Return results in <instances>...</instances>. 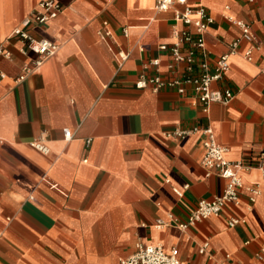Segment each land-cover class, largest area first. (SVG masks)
Wrapping results in <instances>:
<instances>
[{
  "label": "crops",
  "instance_id": "crops-1",
  "mask_svg": "<svg viewBox=\"0 0 264 264\" xmlns=\"http://www.w3.org/2000/svg\"><path fill=\"white\" fill-rule=\"evenodd\" d=\"M40 1L0 0V45L12 52L0 57V264H121L138 240L177 247L180 264H264V189L255 202L241 189L239 204L180 227L228 180L206 174L201 135H164L178 124L210 125L229 160L264 147V2L191 0L213 16L205 33L212 57L242 35L228 16L249 24L258 45L252 60L246 41L229 56L226 83L236 95L206 114L171 89L135 85L155 57L167 75L171 58L159 46L173 41L181 4L162 11L157 0H56L58 16L29 29L59 48L18 81L35 54L23 55L12 31ZM64 128L74 133L70 141ZM42 132L49 154L30 145ZM242 176L246 184L262 181L257 168Z\"/></svg>",
  "mask_w": 264,
  "mask_h": 264
},
{
  "label": "built area",
  "instance_id": "built-area-1",
  "mask_svg": "<svg viewBox=\"0 0 264 264\" xmlns=\"http://www.w3.org/2000/svg\"><path fill=\"white\" fill-rule=\"evenodd\" d=\"M250 2L264 0H248ZM191 0H157L158 10H168L176 4L184 5L182 10L175 11V24L171 29L173 41L169 44L159 46L161 51H167L170 61L167 63V75L162 69L160 57L150 59L145 63L139 72L135 85L139 89H152L159 91L171 89L176 93L189 98L193 106H200L202 111L209 113L213 103L219 102L228 104L236 95L234 90L226 83L227 73L230 69L229 56L238 52V47L242 41L250 43V47L245 51L244 56L252 60L253 50L258 47L256 36L249 24L236 20L231 16L228 19L238 25L242 31L240 38L229 45V52L212 57L205 42V33L210 24L214 21L210 11L204 6H193ZM62 5L56 0H41L32 13L27 15L21 23L12 31V37L22 41L23 45L19 51L27 55L32 51L35 56L23 64L22 73L18 81L24 80L29 74L41 68L46 59L56 54L59 45L46 37L37 38L31 31L33 24H44L58 16ZM107 26V22H104ZM180 24L185 26L184 29ZM190 27H193L191 30ZM125 29V33H126ZM111 34L110 30L106 31ZM121 59L128 57L127 53L120 52ZM0 57L12 58V52L3 44L0 45ZM151 72V73H149ZM264 72V67H263ZM6 73L0 70V81L4 79ZM219 83V87H214ZM201 135L204 153L201 164L207 169V175H218L228 180L223 193L212 200H201L198 206L192 211L187 223H179L182 228L192 225L197 221L212 215H220L226 203H240V190L249 192L251 202H255L264 189V147L251 157L239 160H229L226 157L228 148L217 142L214 130L210 125H181L178 124L171 131L164 135L168 138H184L190 135ZM64 139L70 141L74 133L69 128L63 129ZM91 139L87 140L90 145ZM30 145L43 154L50 153L49 139L45 132L34 137ZM253 168L260 170L262 174L261 182L246 184L242 173ZM48 183L61 191L57 184ZM179 196L183 192L175 189ZM239 219H232L231 225H235ZM159 226L165 225L160 220ZM208 246L205 243L200 252H204ZM121 264H180L178 260V249L173 247L166 250L161 244H145L138 240L135 244V251L128 257L122 258Z\"/></svg>",
  "mask_w": 264,
  "mask_h": 264
}]
</instances>
